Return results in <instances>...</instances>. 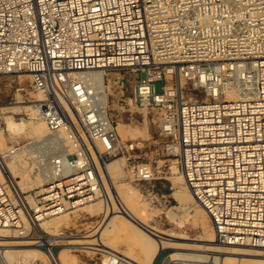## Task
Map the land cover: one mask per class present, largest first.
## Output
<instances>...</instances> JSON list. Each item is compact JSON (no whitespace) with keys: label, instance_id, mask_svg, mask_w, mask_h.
<instances>
[{"label":"built area","instance_id":"built-area-1","mask_svg":"<svg viewBox=\"0 0 264 264\" xmlns=\"http://www.w3.org/2000/svg\"><path fill=\"white\" fill-rule=\"evenodd\" d=\"M92 69L138 72L133 100L161 113L164 149L209 212L216 240L264 254V0H0V77L30 75L18 94L51 135L33 204L8 181L0 152V227L53 255L40 222L106 198L97 193L100 169L135 150L121 141ZM113 82L124 92L121 77ZM64 129L73 151L60 142ZM127 170L136 181L157 178L148 162Z\"/></svg>","mask_w":264,"mask_h":264},{"label":"rangeland","instance_id":"rangeland-1","mask_svg":"<svg viewBox=\"0 0 264 264\" xmlns=\"http://www.w3.org/2000/svg\"><path fill=\"white\" fill-rule=\"evenodd\" d=\"M22 75L23 74H14L0 77V140L4 143V145L0 147V150L3 149L1 152L6 157V162L14 163L18 168L16 180L19 184L21 183V187H24L22 196H27V199L31 196L34 199V197L37 195L39 196V194L43 192L44 185L46 184V180L39 177H41V171L45 170L40 165L43 161L44 163H47V153L42 154L40 152H44L43 143L48 141L51 135L47 123L43 119H36L34 115L24 109H21L18 113H13L12 111L4 109V107L9 106L10 104H16L18 106L32 104L27 100H24L18 94V87L21 85H28L31 80L30 76ZM114 76L122 78V81L125 83L124 92L121 87L122 84H114ZM137 77L138 72L132 70L111 71L106 76L108 93L110 94V115L114 118L117 124V130L121 141L124 144H135V150L114 158L112 161L122 157L123 161L125 160L126 170L128 165L133 164L134 162H148L156 169L157 178L152 181H136L133 178L126 176L116 178L114 184L128 182L138 191L140 195V203H151V206L148 207L146 218L153 226L161 231L162 235L166 236L167 234H172L179 242L204 244L205 241L201 240L202 229L198 228V226L192 221V217L197 214L198 204L193 199L185 185L182 184L183 179L181 172L172 169L173 164L176 163L178 165L176 157L169 156L164 149L166 138L162 134L160 127L162 115L159 110L146 109L137 106L133 100V91L139 82ZM108 78L111 80H108ZM161 86L162 83L159 82V90H161ZM36 95L37 93L33 96L36 97ZM38 98L40 97L38 96ZM7 115H15L16 121L19 124V131L13 132L9 130L7 120H5ZM120 124L122 127H119ZM130 128L135 129L138 133L133 139L129 138L131 137V134H128V129ZM125 131L128 132L125 133ZM47 136H49V138H47ZM39 137H44V139L33 142V140H36ZM71 151H73V149ZM21 176L22 178H20ZM7 178L12 187L15 188L10 181L8 174ZM100 199L102 198H98L95 201ZM181 207L185 211L184 214L179 211ZM70 210H72V208L66 211ZM80 210L81 209L71 212V214H69L71 216H68L69 219L65 225L56 231L43 228L44 231L47 232L48 238L59 237L61 239H68L71 238L68 237L71 233L75 235L92 234L96 229V224L102 216L103 210L94 216L92 214L90 215L88 210ZM97 235H93L90 238H96L95 236ZM120 239L121 237L115 239V242L119 243L117 244L118 247L115 248L120 251L122 248H129V244L124 239H122V241H120ZM36 247L39 248L37 245ZM9 248L14 249L15 247L9 246ZM110 250L114 252V254H119L115 250ZM174 250L194 251L185 248L166 247L157 259L156 264H161V261L166 254L171 253ZM0 251L2 252L1 245ZM44 251L48 253L47 250L44 249ZM52 251L56 257H59L61 253H65L66 260H64V264L122 263V260L120 259L116 261L114 258H110V255H112L110 253L97 251L91 248H82L80 246L74 247L72 244H66L63 242H58L57 244L52 245ZM202 252L208 255V257L205 258L210 260L211 264H215V254H212L210 251ZM10 253L8 256L9 264H25L24 261L18 262V252L12 251ZM254 257H258V255H255ZM47 260L49 261V264H51L48 257L43 258L42 261L45 262L42 263L48 264V262H46Z\"/></svg>","mask_w":264,"mask_h":264},{"label":"bare ground","instance_id":"bare-ground-1","mask_svg":"<svg viewBox=\"0 0 264 264\" xmlns=\"http://www.w3.org/2000/svg\"><path fill=\"white\" fill-rule=\"evenodd\" d=\"M22 74V76H30L29 74ZM86 74L94 80L98 89L101 91L108 89V84L106 83L107 71L105 69H92L87 71ZM38 96L40 98H38ZM35 98L41 99L43 98V94L39 92L37 93L36 97L34 96V99ZM4 109L12 111L13 113H18L21 109H24L32 115L36 114L35 107L32 104L25 106L10 104L9 106L4 107ZM5 118V120H7V126L9 130L13 132L19 131V124L16 121L15 115H7ZM119 127H122V125L120 124ZM128 131V134H131V137H129L130 139H133L138 135L135 129L130 128ZM128 131H125V133ZM49 136H47V138H49ZM60 136L63 138V140H60V142L72 150L73 145L68 137V132L64 129L60 133ZM41 139H44V137H39L36 140H33V142L39 141ZM2 145H4V143L2 140H0V147ZM4 158V166L7 172L6 174H8L10 181L13 183L17 191L22 195L24 192V187L22 186V188L20 186L21 183L19 184L16 180L18 168L14 165V163L6 162L5 156ZM172 169L174 171L181 172L183 179L182 184L185 185L193 199L198 204L197 214L192 217V221L198 226V228L202 229L201 240L205 241L204 244L179 242L172 234H167L164 236L161 234V231L158 228L153 226L147 220L146 215L148 207L151 206V203H140V195L138 191L128 182L114 184V180L116 178L127 176L125 160L123 161L122 157L115 159L107 166H103V168L100 169L103 176L104 187L102 188V191H100L99 187H97V193L100 195V193L102 194L103 189H105L103 193L106 198L84 204L82 206L73 208L70 211L65 210L60 214L44 219L39 224V226L43 228L56 231L65 225L69 219L68 216H71L69 215L71 212L78 211L79 209H85V211L88 210L90 215L92 214L94 216L103 210L102 216L96 224V229L92 232L93 235L98 234L95 236L96 238H90L93 236L90 233L83 235H75L71 233V235H68V237L71 238H43L41 239V243H44L51 248L52 245L57 244L58 242H63L66 244H72L74 247L80 246L82 248H91L97 251L107 252L112 254L110 255V258H114L116 261L118 259L122 260V263L120 262V264H155L160 251L164 247H178L194 250L172 251L169 258L170 264H177L178 262H206L208 259L205 257H208V255L202 251H210L212 254H215V264H264V254L260 251L247 246L224 245L216 240V231L209 212L195 199L190 187L185 182L181 169L176 163L173 164ZM48 173L49 171L47 169L42 170L41 177L39 178L46 180ZM20 178H22V176ZM28 201L30 204L34 203V200L31 196L28 198ZM179 211L182 214L185 213L182 207ZM26 226L27 228H31L33 224L30 225L28 222H26ZM118 237H121L120 241L124 239L129 244V248H122L121 251L116 249L115 247H118L117 244L119 243H116L115 239ZM0 245L2 246L1 253L5 258L4 264H9L8 256L12 251L18 252V262L24 261L25 264H43L42 262L45 261H42V259L46 257L49 258L51 264H64V260H66L65 253H61L59 257L54 256V254L51 255L46 253L44 250L36 247L35 241L25 238L23 235H20L18 232L13 231V229L10 228L0 227ZM9 246H13L15 248H9ZM110 249L117 251L119 254H114V252H112ZM255 255H258V257H254ZM46 262L49 264L48 260Z\"/></svg>","mask_w":264,"mask_h":264}]
</instances>
